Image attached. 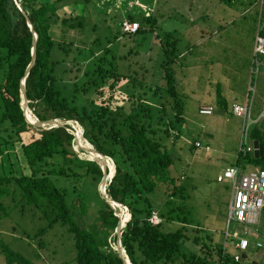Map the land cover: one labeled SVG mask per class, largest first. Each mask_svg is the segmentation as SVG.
I'll use <instances>...</instances> for the list:
<instances>
[{
	"label": "trees",
	"instance_id": "1",
	"mask_svg": "<svg viewBox=\"0 0 264 264\" xmlns=\"http://www.w3.org/2000/svg\"><path fill=\"white\" fill-rule=\"evenodd\" d=\"M14 1L0 0V157H21L27 171L14 173L16 170L11 171L9 166L12 163L8 164L9 170L0 171V212L6 213L4 204L9 201L13 208L20 204L33 207L47 220V227L54 223L64 225L71 234L74 264H124L109 244L114 243L119 213L99 194L97 199H91L80 188L86 176L100 179L101 164L78 157L82 151L73 149L77 141L72 134L74 128L65 122L69 120L81 130L85 153L94 154L90 145L113 163V166L109 163L114 171L104 192L129 211V219L118 239L130 264H241V259L233 261L230 246L222 252L220 241H213L211 234L197 226L190 227L185 206L188 195L181 176L168 173L173 155L168 152L167 144L179 138L183 107L171 69L176 60V38L172 33L155 34L154 57L125 63L128 54L138 57V52L127 48L123 54L113 56L110 48L101 47L97 55L92 48H86L83 53L82 49L71 47L74 42L63 38L66 31L81 32L84 27L81 11L58 14L63 6L70 5V0ZM90 1L94 2L78 0L83 7ZM141 12L139 19L133 14L126 16L127 20L138 22L137 30L126 35L130 40L137 35L143 38L157 29V19L150 10ZM260 20V34L264 36V7ZM27 22L35 34V42L33 65L24 76L32 42ZM120 23L121 20L116 22L118 32H121ZM83 45L81 42L80 46ZM150 47L147 50L152 52ZM155 57H159L157 66L164 86L152 88L147 83L153 75ZM67 58L69 64L63 66ZM117 60L122 63L118 64ZM125 65L124 72L120 67ZM61 73L68 75L69 82ZM23 77L26 108L32 117L36 121L62 120L61 125L32 128L24 121L19 98ZM120 81L136 88V92L124 95L117 91ZM90 88L95 97L81 99L79 94H86ZM145 90L150 92L149 96H145ZM166 103L168 112L164 109ZM216 104L226 108L223 99H218ZM252 107L253 113L258 106L253 103ZM263 124L262 120L252 123L249 130V138L258 140V157L237 153V165L259 164L264 169ZM29 130L37 136H23ZM156 195L162 203L155 202ZM89 205L94 208L93 224L83 227L77 220ZM153 214L159 219L157 224L149 222ZM44 229H38L36 235ZM190 230L194 234L187 236ZM252 240L259 245H251ZM186 241L191 248L189 252L182 250L181 244ZM247 241V247L260 250L264 257V204L256 231ZM3 257L7 264H29L12 252H6Z\"/></svg>",
	"mask_w": 264,
	"mask_h": 264
},
{
	"label": "rangeland",
	"instance_id": "2",
	"mask_svg": "<svg viewBox=\"0 0 264 264\" xmlns=\"http://www.w3.org/2000/svg\"><path fill=\"white\" fill-rule=\"evenodd\" d=\"M232 1L94 0L83 7L78 0H70V5L58 10L59 15L63 11L75 14L76 10L83 15L84 27L81 32L71 29L62 35L66 41L74 42L71 47L80 48L83 53L86 48H92L95 55L101 47H108L113 56L123 54L127 48L136 50L138 57L128 54L124 59L125 63L145 61L151 55L154 57V53H157L153 47L157 49V43H154L155 34L161 36L170 31L176 38V60L171 69L183 107L179 138L175 143L167 144L168 152L173 155L172 170L170 168L168 173L181 176L188 195L185 206L189 213L187 216L190 218V227L197 226L204 233L211 234L215 242L221 240L224 230L229 189L224 184L215 182L214 177L231 166L236 156L241 122L237 116L229 113V108L231 102L244 100L251 85L249 78L253 74H250V49L258 18L253 0L242 5L241 0ZM236 1L239 3L236 4ZM16 7L18 8L17 3ZM245 8L246 11L241 13ZM143 10H150L157 19V29L153 33L146 34L143 38L137 35L130 40L126 37L127 34L118 32L117 21L126 19L128 14L139 19ZM81 42L84 43L82 47ZM149 46L152 52L147 50ZM158 58L155 57L153 75H150L147 83L152 88L164 86L161 70L157 66ZM117 61L118 64L122 63ZM263 62L264 60L259 65L256 77H251L255 85L253 98L256 106L264 96ZM68 64V58L62 62L63 66ZM125 67L126 65L120 67V70L125 72ZM61 76L65 81L68 78L66 73H61ZM117 91L129 95L135 93L136 88L120 81ZM92 92L93 88H90L86 94L80 93L79 97L83 100L95 97ZM144 92L145 96L150 95V92ZM218 99L225 100V109L217 106ZM201 105L211 107L209 115L202 116L196 112ZM168 107L169 104L166 103V112L169 111ZM23 136L36 137L37 134L29 130ZM194 140L199 141L200 146H193ZM81 146L84 151V143ZM205 146L208 151H204ZM73 149L78 152L74 144ZM81 154L82 152L78 153L80 159L89 160ZM10 163L11 171L26 174L27 170L19 156L0 157V171L9 170ZM252 166L247 165L246 169L253 168ZM255 166L260 167L259 164ZM99 180L86 176L80 188L91 199H97ZM160 199L157 196L155 202L162 203L163 200ZM98 204L100 205L99 202ZM4 206L7 207L6 213L0 212V264H7L3 257L6 252L23 257L29 264H74L71 234L64 225L54 223L47 227V220L27 205L22 207L20 204L13 208L6 201ZM110 207L113 211L117 209L112 204ZM115 213L118 214V210ZM93 219L94 208L89 205L85 214L77 221L84 227L86 224L92 225ZM43 227L45 229L42 234L36 235L38 229ZM193 234L191 230L187 232V236ZM109 244L113 248L114 243ZM181 246L183 251H191L188 241L182 242ZM245 254L246 257L240 260L241 264H264L260 250H253L248 246Z\"/></svg>",
	"mask_w": 264,
	"mask_h": 264
},
{
	"label": "built area",
	"instance_id": "3",
	"mask_svg": "<svg viewBox=\"0 0 264 264\" xmlns=\"http://www.w3.org/2000/svg\"><path fill=\"white\" fill-rule=\"evenodd\" d=\"M259 11L264 7V0H255ZM138 28V23L133 20L123 19L120 23V31L125 34L134 33ZM263 39L255 37L251 51V68L252 74L258 73L261 63L259 55L264 56V48L262 47ZM253 101L251 98L246 99L242 103L232 102L229 112L237 116L241 121L240 138L237 145V153L242 155L252 152L254 147L249 136V130L252 123L264 121V97L260 101V105L256 108V112L252 113ZM197 113L202 116L209 115L211 107L197 108ZM264 130V124L262 127ZM194 146H199L198 141H194ZM206 149V148H205ZM215 182L224 183L229 187V198L226 209L225 225L221 236V250L230 246V255L234 262L239 261L247 247V237H251L256 231L260 209L264 204V169L253 167L247 171L240 165L234 164L227 167L221 174L215 176ZM120 213H126L125 206H119ZM151 224H157L159 219L153 214L149 219ZM255 247L259 243L250 242ZM245 257V256H244Z\"/></svg>",
	"mask_w": 264,
	"mask_h": 264
},
{
	"label": "water",
	"instance_id": "4",
	"mask_svg": "<svg viewBox=\"0 0 264 264\" xmlns=\"http://www.w3.org/2000/svg\"><path fill=\"white\" fill-rule=\"evenodd\" d=\"M27 26L29 27V31L30 33L32 34V42L30 43V50H29V56H30V59H29V62H28V65L26 67V70H25V74L24 76L27 75V72L29 70V68L33 65L32 62H33V43L35 42V34L34 32L32 31L31 29V26L30 24L27 22ZM19 98H20V111L22 112V115H23V119L24 121L31 125V126H35V127H41V128H45L46 125H51V126H57V125H61L63 123L62 120H57V119H47V120H44V121H36L32 115L30 114L29 110L26 108L27 107V100L25 99L24 97V77L21 79L20 81V85H19ZM31 117L32 118V121H30L28 119V117ZM66 123H71L69 120H65ZM71 127L74 128L72 134H73V138H74V141L76 140L77 141V144L79 145V142L81 143V140L84 141V139L82 138L81 136V130L79 129V127H77L76 124H74V126L77 128V130L80 132V133H77L78 131H76V128L73 126V123L70 124ZM76 134H79L78 135V138H76ZM85 142V141H84ZM87 143V142H86ZM88 144V143H87ZM252 144H253V151H252V155L253 157H257L258 154H259V150H258V143H257V140H253L252 141ZM89 145V144H88ZM89 147L91 148L92 152L103 159V161H105L106 159H109L111 161L110 158L106 157L105 155L102 156L98 153H96L92 147L89 145ZM112 163V161H111ZM113 165V163H112ZM101 167V177H100V180H99V185H98V193L100 195V197H102V199L104 200V202L108 203L109 205H114L118 208V210L120 211L119 209V206L120 204L113 201V200H110L106 195H105V192H104V186H105V181H108L109 177L111 176L112 174V171H114V169L111 171V173L109 174V169L107 168V166L105 165V162L102 163L100 165ZM105 168H106V171H105ZM126 215L128 216V210H126ZM126 222V218L125 216L123 215V218L122 220H118L117 224H116V227L114 229V246H113V249L115 250V252L122 258V261L124 264H130L129 260L127 259L125 253L123 252V249L122 247L120 246L119 244V235H120V231H121V227L124 226V223ZM242 257H244V254H242Z\"/></svg>",
	"mask_w": 264,
	"mask_h": 264
},
{
	"label": "crops",
	"instance_id": "5",
	"mask_svg": "<svg viewBox=\"0 0 264 264\" xmlns=\"http://www.w3.org/2000/svg\"><path fill=\"white\" fill-rule=\"evenodd\" d=\"M234 1V0H233ZM233 1H232V3H233ZM253 2H254V4L256 5V8H257V15H258V18H257V25H259V26H257L256 25V32H255V34H254V37H253V42H252V44H251V49H250V52H251V50H252V46H253V44H254V39H255V37L257 36V37H261L262 39H263V44H262V47L264 48V36L262 35V34H260V30H261V10L259 11V8H258V6H257V4H256V2H255V0H253ZM236 4H238L239 2H235ZM243 3H247V4H249L250 3V0H241V5L243 4ZM249 6V5H248ZM246 9L247 8H245V9H243L242 11H241V13H244L245 11H246ZM251 58V57H250ZM252 69H250V74H252ZM258 74V73H257ZM256 74V75H257ZM256 75H250V78H249V81H250V83H251V85H249V89H248V92L246 93V96H245V98H244V100L242 101V102H244L246 99H248V98H251L252 99V101H253V103H254V98H253V96H254V92H255V85H254V82L252 83V80H251V77L252 76H255L256 77ZM250 93V94H249ZM264 97V96H263ZM262 97V98H263ZM261 98V99H262ZM235 102V101H234ZM242 102H238V103H242ZM232 103V102H231ZM230 103V104H231ZM260 105V104H259ZM202 106V105H201ZM218 106V105H217ZM202 107H210V106H202ZM256 112V109L254 110V113ZM230 113V112H229ZM231 114V113H230ZM240 121V120H239ZM241 122V121H240ZM240 127H241V124H240ZM262 130V129H261ZM263 131V130H262ZM249 137V136H248ZM239 138H240V135H238V141H239ZM254 139H251V141H253ZM255 140H257V139H255ZM194 141H197V140H194ZM193 141V142H194ZM199 142V141H198ZM257 143H258V140H257ZM238 145V144H237ZM253 145V144H252ZM206 148V149H205ZM258 150H259V146H258ZM204 151H208V147H204ZM247 153H250V152H247ZM251 155H252V152L250 153ZM236 155H237V149H236ZM259 155V154H258ZM253 156V155H252ZM258 157V156H257ZM256 157V158H257ZM255 158V157H254ZM235 160H236V156H235V159H234V162L232 163V165H234V164H236L235 163ZM231 165V166H232ZM247 165H253V164H245L242 168H244V170L245 171H247V170H249V169H251V168H249V169H246V166ZM256 165V164H255ZM255 165H253L254 167H259V166H255ZM252 166V167H253ZM230 167V166H229ZM248 168V167H247ZM219 175V174H218ZM214 179H215V177H214Z\"/></svg>",
	"mask_w": 264,
	"mask_h": 264
},
{
	"label": "bare ground",
	"instance_id": "6",
	"mask_svg": "<svg viewBox=\"0 0 264 264\" xmlns=\"http://www.w3.org/2000/svg\"><path fill=\"white\" fill-rule=\"evenodd\" d=\"M28 119L30 120V121H32V118L29 116L28 117ZM71 124V123H70ZM75 127V126H74ZM76 128V127H75ZM76 131H78L77 130V128H76ZM77 133H80L79 131L77 132ZM77 136H76V138H78V135L79 134H76ZM76 141V140H75ZM81 144H83V141L81 140V143L79 142V145L77 144V149L78 148H80L81 149V151H82V156H84L86 159H89V160H94V161H96V162H99V163H104L105 162V165L107 166V168L109 169V174L111 173V171L113 170V165L111 166L109 163H111V161L109 160V159H106L107 161H103V159L102 158H100V157H98V156H96L95 154H88V153H85L83 150H82V146H81ZM74 145H76V143L74 144ZM77 152V151H76ZM108 162V163H107ZM112 164V163H111Z\"/></svg>",
	"mask_w": 264,
	"mask_h": 264
},
{
	"label": "clouds",
	"instance_id": "7",
	"mask_svg": "<svg viewBox=\"0 0 264 264\" xmlns=\"http://www.w3.org/2000/svg\"><path fill=\"white\" fill-rule=\"evenodd\" d=\"M12 1H14V0H12ZM14 4H15V6H16L15 1H14ZM133 21H135V20H133ZM137 23H138V22H137ZM257 26H259V25H257ZM252 47H253V46H252ZM251 51H252V50H251ZM250 57H251V58H250V62H251V59H252L251 52H250ZM258 58H260L261 61L264 60V56H263V55H259ZM263 64H264V62H263ZM71 124H72V123H71ZM79 129H80V128H79ZM106 183H107V182H106ZM106 183H105V184H106ZM119 204H120V203H119ZM120 205H122V204H120ZM122 206H124V205H122ZM125 207H126V206H125ZM126 208H127V207H126ZM116 210H118V208H117ZM127 210H128V209H127ZM118 213H119V215H120V216H119V220H120V221L122 220L123 215L125 216L126 221L129 219V215L127 216L126 213H124V214H123V213H120L119 210H118ZM128 214H129V211H128ZM125 223H126V222H125ZM125 223H124V225H125ZM122 227H123V226H122ZM122 227H121V228H122Z\"/></svg>",
	"mask_w": 264,
	"mask_h": 264
}]
</instances>
